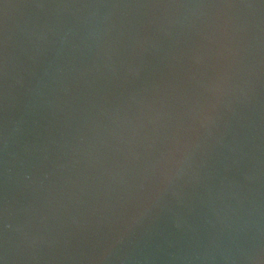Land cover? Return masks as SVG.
Wrapping results in <instances>:
<instances>
[{"label": "water", "instance_id": "water-1", "mask_svg": "<svg viewBox=\"0 0 264 264\" xmlns=\"http://www.w3.org/2000/svg\"><path fill=\"white\" fill-rule=\"evenodd\" d=\"M0 264H264V0H0Z\"/></svg>", "mask_w": 264, "mask_h": 264}]
</instances>
